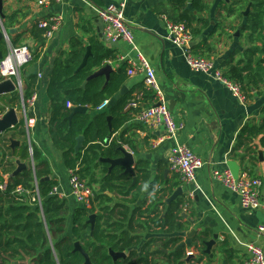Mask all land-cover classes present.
<instances>
[{
    "label": "crops",
    "instance_id": "obj_1",
    "mask_svg": "<svg viewBox=\"0 0 264 264\" xmlns=\"http://www.w3.org/2000/svg\"><path fill=\"white\" fill-rule=\"evenodd\" d=\"M121 1H125L124 16L136 48L154 69L158 85L174 119L183 124L177 141L189 147L204 162V166L196 173V183L200 189H195L192 184H180L184 189L183 196L179 198L184 201L181 220L190 224L188 230L181 233L182 241L187 244L190 239L198 242L201 235L205 241H209L217 234L218 239L211 248L212 258L202 250V253L195 251V255L202 256V261L210 260V264H221L227 254H233L238 259V264H247L250 254L240 243L252 241L264 248V235L258 232V227L264 225V210H244L238 196L213 180L211 173L214 169H228L231 172L226 161H234L239 166L238 175L246 172L259 178L261 190L264 191V146L261 142L264 133L249 138L247 134L240 137L247 124H259L264 118V62L256 63V60L264 59V55H254L250 67L256 79L255 85L243 84L242 91L246 100L240 103L224 85L192 71L181 51L168 41V0H62L42 7L35 0H3L0 30L9 32L0 40V52L5 57L13 47L25 46L33 54V59L21 66L15 76L9 78L0 74V81L11 79L15 85L13 92L0 95V115L13 107L20 120L17 129L9 131L4 139H0V185L31 168L37 173L34 180L36 187L38 182L55 181L58 197L67 199L72 209L79 205L70 196L64 150L56 147L51 137V103L47 86L54 63L70 52L73 40L80 41L85 52L92 41L102 43L113 54V58L106 62L111 66V71H115L124 62L128 67L129 62L137 61V52L131 44L123 40L112 42L105 39L102 21L95 11L97 7ZM186 2L191 3V0ZM203 2L206 10L201 13V17L208 20V24L199 34H193L191 30L190 48L193 54L214 60L224 72L227 69L226 62L233 55L235 62L242 60L246 57L247 48L260 47L261 42L249 43V32L242 29L247 16L243 13L248 4L240 10L239 15L237 12L229 15V8L224 3L230 4L231 0ZM191 11L194 15L197 14L195 9ZM53 16H60L61 24L49 39H45L36 23ZM199 26L198 22L192 24L194 29ZM34 33L43 38V44L38 43ZM124 85L126 93L107 98L108 105L91 112L90 119L102 113L110 116L112 104L124 95L127 96L128 103L132 99L138 100L136 97L140 98L138 107L128 106L127 103L125 109L131 108L129 113L132 118L112 134L111 139L120 140V134L127 130L124 136L131 135V144L124 146L134 155L135 163L132 167L136 175L140 174L136 168L138 161L144 160L150 170V181L157 179L154 189H158L168 185L175 176L178 177L168 169L167 163L175 141L166 134L163 125L149 127L137 120L140 110L156 103L153 92L144 85V72L140 69H136L132 75L127 72ZM25 92L30 95L27 99L24 97ZM32 97L34 99L31 102ZM67 106L72 107L71 104ZM88 110L87 107L86 112ZM10 138L18 142L13 148L10 147ZM25 145L28 146L29 155L22 157ZM33 150L39 155L37 159L32 156ZM259 152L262 153V158H259ZM100 163L109 167L101 159ZM114 167H119L120 173L124 174L122 167ZM94 174L99 181L101 166L95 169ZM129 176L132 180L131 175ZM83 180L87 183L89 177ZM136 181L140 192L136 193L135 189L126 195H129L128 198L131 195L141 196L130 208H140L145 217L153 216L152 211L159 202L152 204L151 195L154 194L148 192V181ZM134 184L131 183V186ZM91 186L94 191L100 188L99 183ZM104 194L110 197V204L120 202L123 197L115 191H104ZM195 195L199 196L198 201L194 199ZM30 202L31 196L27 199V204ZM36 202L41 209V199ZM158 208L161 211V206ZM205 248L204 245L203 249ZM227 264L235 263L231 261Z\"/></svg>",
    "mask_w": 264,
    "mask_h": 264
},
{
    "label": "trees",
    "instance_id": "obj_2",
    "mask_svg": "<svg viewBox=\"0 0 264 264\" xmlns=\"http://www.w3.org/2000/svg\"><path fill=\"white\" fill-rule=\"evenodd\" d=\"M168 1L169 10L166 12L168 20L185 24L193 34H199L201 29L207 26L208 20L201 17V13L206 10L203 0H191L192 9L197 11L196 15L186 8L187 0ZM224 4L229 8V15L236 12L239 15L240 10L250 4L251 10L245 17L242 29L249 32V43L261 42L260 47L247 48L246 57L242 60L235 62L233 55L226 62L227 69L224 74L242 88L243 84L255 85L256 79L250 66L255 54L264 55V0H231L230 4ZM193 22L200 23V26L194 29ZM217 28L218 26L213 33ZM34 34L38 43L43 44V38L39 37L38 33ZM90 52L86 64L77 70L85 54V47L80 41L73 40L70 52L59 57L54 63L47 86L51 103L49 124L54 145L64 150L67 169L78 168L80 178L89 177L87 182L89 187H92L93 183H99L100 188L97 191L93 189L94 199L88 208L78 205L72 209L67 199L51 195L52 189L57 185L55 181L38 182L36 187L34 180L37 173L31 168L23 170L19 176L10 179L6 183V188L0 190V264H84L85 260L81 253L73 251L75 242L80 243L91 264H109L108 251L125 252L136 246L140 242V237L136 233L143 225L149 230L161 227L159 232L162 234L173 232L181 234L190 226L189 223L181 220L183 199L168 205L165 203V199L181 184L177 176L168 182V185L154 189L157 179L150 181L147 163L144 160L138 161L136 168L140 174L137 175V180L149 182L148 192L154 194L151 195L152 204L160 201L152 211L153 216H148V221L143 222L141 218L144 217V211L140 208L133 210L130 208V205L139 200L141 195H131L130 198L126 195L135 189L136 193L140 192L137 181L131 186L132 180L129 174L120 173L119 167L109 169L107 164L100 163L101 158L118 157L120 153L117 148L131 144V135L124 136L127 130L120 134V140L111 139L112 134L132 118L129 113L131 108L125 109L128 103L127 96H122L112 104L109 113L112 117L110 126L107 114H98L90 119V113L95 111L105 99H111L119 93L127 79L128 67L124 62L115 71H111L106 85H104L105 78L97 76L82 87V83L90 74L113 58V54L98 41L90 43ZM260 62H264V59L256 60V63ZM29 96L27 92L24 93L26 99ZM67 104H71L72 107L86 106L89 110L85 113L73 114L69 120L70 107ZM260 133H264V118L259 124H247L242 129L240 137L247 134L249 138ZM79 135L84 137V141L81 149L75 153L76 137ZM261 142L264 146V136ZM28 155V146L25 145L22 149V157ZM32 156L34 159L39 157L35 150ZM99 166H101V177L98 181L94 171ZM18 187L32 193L37 188L42 208L40 209L37 202L27 204L30 194L16 193ZM104 191H115L123 197L120 202L110 204L111 199L104 194ZM95 202L98 207L95 206ZM159 206L162 211H159ZM93 213L96 217L92 230L87 220ZM131 232L134 235L131 236ZM173 239H166L164 242L169 244ZM182 239L183 237L180 236L175 240ZM204 241L203 235L198 237L201 250L204 248ZM178 256L183 258V247ZM232 257L233 254H227L225 259L228 262ZM180 264H183V261Z\"/></svg>",
    "mask_w": 264,
    "mask_h": 264
},
{
    "label": "built area",
    "instance_id": "obj_3",
    "mask_svg": "<svg viewBox=\"0 0 264 264\" xmlns=\"http://www.w3.org/2000/svg\"><path fill=\"white\" fill-rule=\"evenodd\" d=\"M38 6H46L53 3H59L62 0H35ZM125 1L117 4L110 3L103 7L95 8V11L103 24V36L107 41L123 40L132 45L137 52V61L128 63V74L132 75L136 69L144 72V85L151 90L156 101L140 110L137 115V120L149 127L163 125L168 136L175 141L174 146L170 150L168 156V169L176 173L180 181L184 184H192L195 189H200L196 183V173L203 166L204 162L197 156L189 147L177 141V135L183 128L182 122L174 119L170 109L167 106L166 100L158 85L156 74L151 67L150 62L136 48L133 35L124 16ZM61 24L60 16H53L49 19L39 20L36 26L42 30V36L49 39L54 31ZM167 39L170 43L176 46L184 56L188 67L194 71L203 74L206 78L224 85L232 95L240 102L244 103L246 95L242 91L241 85L229 80L223 70L218 67L217 63L212 59H207L200 55L192 53L190 43L192 34L189 28L183 23H175L166 19ZM33 59V54L25 46L13 47L10 53L0 59V74L3 77H11L18 74L21 66L30 62ZM141 97V96H140ZM34 97L31 98V102ZM132 99L128 106L138 107L139 97ZM109 103L105 99L96 109L101 110ZM211 177L222 186L229 189L238 196L241 207L244 210H264V191L261 190V181L259 178L253 177L246 172L239 173L237 178H234L228 169H214ZM68 185L70 196L81 206L88 208L93 202L94 193L91 187L80 178L78 168L68 170ZM6 183L0 185V189L4 190ZM58 189L54 187L51 195L58 196ZM18 194L28 193L31 196L32 202L39 201L38 190L34 189L33 193L23 190L18 187L15 190ZM41 205V204H40ZM258 232L264 235V225L258 227ZM241 242V241H240ZM250 258L247 264H264V248L255 242H241Z\"/></svg>",
    "mask_w": 264,
    "mask_h": 264
},
{
    "label": "water",
    "instance_id": "obj_4",
    "mask_svg": "<svg viewBox=\"0 0 264 264\" xmlns=\"http://www.w3.org/2000/svg\"><path fill=\"white\" fill-rule=\"evenodd\" d=\"M2 6H3V0H0V12L2 11ZM187 9L192 10V6L191 3H187L186 5ZM250 10V4L247 6V8L244 11V15H247L248 12ZM7 32L5 29L0 30V40L3 39L5 37V35L7 34ZM236 35H238V32L236 33ZM90 47H86V52L82 58V61L79 65V67L77 68V70H79L81 67H83L89 56H90ZM3 58L2 53L0 52V59ZM111 71V66L109 64H105L102 67L98 68L96 71H94L92 74H90L86 80L83 82L82 87L85 86V84L91 80L92 78H95L97 76H104L105 77V84L107 83L108 79H109V74ZM15 90V85L12 82L11 79H4L2 81H0V95L3 94H7L10 92H13ZM126 86L123 85L120 89V95H123L126 93ZM87 111V107L86 106H76V107H71L70 108V115L68 116V119L70 120L73 114L76 113H85ZM29 116V115H26ZM108 120V125L110 126L111 123V116L107 117ZM24 121L26 122V118H24ZM20 124V120L18 118L17 112L15 110V108L13 107H9L7 110H5V112H3L0 115V139H4V136L9 132V131H13L14 129H16ZM84 141V137L82 135H79L76 137V144L74 147L75 152H78V150L81 148L82 143ZM10 142V147L13 148L15 145L18 144L17 141L13 140L12 138L9 139ZM117 150L119 151L120 155L116 158H101V162H105L109 164V168H112L114 166H120L124 169L123 173L124 174H129L132 177V184H134L137 180V175L135 170L133 169V165L135 163V159H134V155L127 150V147L125 146H120L117 148ZM259 158H262V153L259 152ZM21 164H19L20 166ZM226 166H228V168L231 170V173L233 175L234 178L238 177V172H239V166L236 164V162L234 161H226ZM184 194V189L181 185L177 186L174 191L165 199V203L168 205L171 202H175L176 200H178L180 197H182ZM198 195H195L194 199L196 201H198ZM95 217L96 214H90L88 217L87 222L91 225V229H94V225H95ZM192 232H195V230H192ZM218 239V235L214 234L213 238L210 239L209 241H204V245L206 246L204 253L208 254L210 258L213 257V254L211 253V248L212 246L216 243V240ZM73 251H77L79 253H81V255L84 257V264H91L89 257L87 255V253L82 249L81 245L79 242H75L74 243V249ZM109 255L112 256L114 259L118 258V257H125V253L124 252H115L112 250L108 251ZM234 262L235 264H238V259L236 257H232L228 262ZM227 260L224 258L222 260L221 264H227L228 263Z\"/></svg>",
    "mask_w": 264,
    "mask_h": 264
},
{
    "label": "flooded vegetation",
    "instance_id": "obj_5",
    "mask_svg": "<svg viewBox=\"0 0 264 264\" xmlns=\"http://www.w3.org/2000/svg\"><path fill=\"white\" fill-rule=\"evenodd\" d=\"M141 221H148V216L142 217ZM160 230L161 227L149 230L147 226L143 225L136 233L140 237V242L131 249L126 250L124 252L125 257L114 259L109 255V264H180L181 261H183V264H210L207 259L202 261L203 259H199L200 256L195 255V251L199 250V253L201 251L199 242L190 239V243L187 244L182 241L183 239L181 241L175 240L181 236L180 233L162 234L159 232ZM132 235H134L133 232H131ZM166 239H173V242L165 244ZM182 247L184 256L180 258L178 255ZM190 249L191 251H189Z\"/></svg>",
    "mask_w": 264,
    "mask_h": 264
},
{
    "label": "rangeland",
    "instance_id": "obj_6",
    "mask_svg": "<svg viewBox=\"0 0 264 264\" xmlns=\"http://www.w3.org/2000/svg\"><path fill=\"white\" fill-rule=\"evenodd\" d=\"M208 59V58H207ZM184 238H186L187 239V237L186 236H184ZM185 240V239H184Z\"/></svg>",
    "mask_w": 264,
    "mask_h": 264
}]
</instances>
